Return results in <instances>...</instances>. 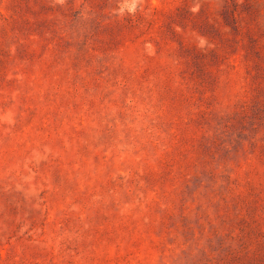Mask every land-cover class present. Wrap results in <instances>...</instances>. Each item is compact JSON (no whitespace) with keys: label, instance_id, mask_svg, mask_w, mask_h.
I'll use <instances>...</instances> for the list:
<instances>
[{"label":"rangeland","instance_id":"374dc122","mask_svg":"<svg viewBox=\"0 0 264 264\" xmlns=\"http://www.w3.org/2000/svg\"><path fill=\"white\" fill-rule=\"evenodd\" d=\"M0 264H264V0H0Z\"/></svg>","mask_w":264,"mask_h":264}]
</instances>
